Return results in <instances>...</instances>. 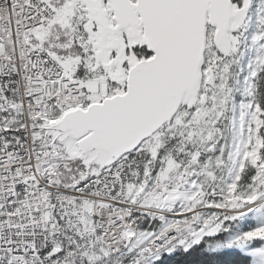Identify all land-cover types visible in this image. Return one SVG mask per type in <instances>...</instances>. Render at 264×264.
Returning <instances> with one entry per match:
<instances>
[{"label":"snow or ice","instance_id":"1","mask_svg":"<svg viewBox=\"0 0 264 264\" xmlns=\"http://www.w3.org/2000/svg\"><path fill=\"white\" fill-rule=\"evenodd\" d=\"M0 264H264V0H0Z\"/></svg>","mask_w":264,"mask_h":264},{"label":"rangeland","instance_id":"2","mask_svg":"<svg viewBox=\"0 0 264 264\" xmlns=\"http://www.w3.org/2000/svg\"><path fill=\"white\" fill-rule=\"evenodd\" d=\"M249 225H250V226H255V221H254V220H253V221H250V222H249ZM246 254H248V253H246ZM250 258H251V257H250ZM251 259H252V258H251Z\"/></svg>","mask_w":264,"mask_h":264},{"label":"trees","instance_id":"3","mask_svg":"<svg viewBox=\"0 0 264 264\" xmlns=\"http://www.w3.org/2000/svg\"><path fill=\"white\" fill-rule=\"evenodd\" d=\"M250 260H251V258H250Z\"/></svg>","mask_w":264,"mask_h":264}]
</instances>
